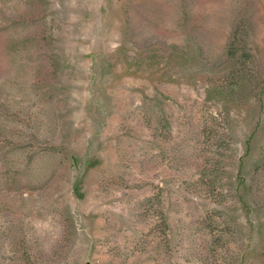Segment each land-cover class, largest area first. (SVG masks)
<instances>
[{
	"label": "rangeland",
	"instance_id": "rangeland-1",
	"mask_svg": "<svg viewBox=\"0 0 264 264\" xmlns=\"http://www.w3.org/2000/svg\"><path fill=\"white\" fill-rule=\"evenodd\" d=\"M0 264H264V0H0Z\"/></svg>",
	"mask_w": 264,
	"mask_h": 264
}]
</instances>
